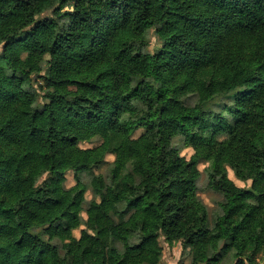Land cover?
<instances>
[{
    "label": "trees",
    "instance_id": "obj_1",
    "mask_svg": "<svg viewBox=\"0 0 264 264\" xmlns=\"http://www.w3.org/2000/svg\"><path fill=\"white\" fill-rule=\"evenodd\" d=\"M0 46V264L264 261V0H0Z\"/></svg>",
    "mask_w": 264,
    "mask_h": 264
},
{
    "label": "rangeland",
    "instance_id": "obj_2",
    "mask_svg": "<svg viewBox=\"0 0 264 264\" xmlns=\"http://www.w3.org/2000/svg\"><path fill=\"white\" fill-rule=\"evenodd\" d=\"M159 47V41L154 35H151L150 37V44L148 47L149 54L153 53L155 49ZM1 50V46H0ZM147 59V56L143 57L141 59V63H144ZM5 61L0 58V65L5 66ZM39 79H37V82L39 83ZM142 130H138L135 132L134 137L138 136L141 133ZM100 143V141L97 138H93L89 141H82L79 142L78 147L83 151V158L87 164L90 163L91 158V149L95 146H97ZM193 150L190 147L182 148L181 150V156H184L186 159H189L192 155ZM105 160L107 161L106 165H102L98 169H92L93 174H99L101 176L106 175L108 172L109 164L114 160L113 155H106ZM207 166V163L201 162L198 164V170L200 172V177L197 182V195L200 198V200L206 205L208 212L210 215H214L218 211L219 203L222 201V196L215 191L211 190L207 187V177L204 172L205 167ZM227 180L234 184L237 187L241 188H248L251 184L252 179V173H247V180L242 181L235 177L233 171L230 168H227ZM82 182L87 186V190L85 192V199L90 200L92 198L91 193V187L89 185V177L87 173H83L81 175ZM75 185L74 175L73 172L69 171L66 173V181L64 183V186L66 188L72 187ZM86 206L84 207V209ZM87 216L84 211L81 212V221L79 223L73 222L72 223V235L75 238H79L80 233L82 230H85L87 227L84 223ZM89 232L92 233H103L104 227L101 223H97ZM160 245L162 247V255H161V263L160 264H190L191 258L187 251H184L182 249L181 241H174L172 244H167L163 238H160ZM251 263L255 264H263L264 261L261 259L258 255H252L251 257ZM64 264V263H62Z\"/></svg>",
    "mask_w": 264,
    "mask_h": 264
}]
</instances>
